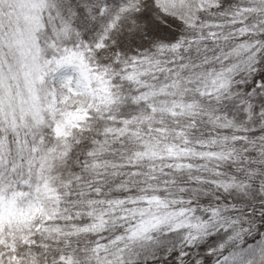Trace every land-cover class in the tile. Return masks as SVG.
Returning a JSON list of instances; mask_svg holds the SVG:
<instances>
[{
    "label": "snow or ice",
    "instance_id": "6c2138e0",
    "mask_svg": "<svg viewBox=\"0 0 264 264\" xmlns=\"http://www.w3.org/2000/svg\"><path fill=\"white\" fill-rule=\"evenodd\" d=\"M0 264H264V0H0Z\"/></svg>",
    "mask_w": 264,
    "mask_h": 264
}]
</instances>
